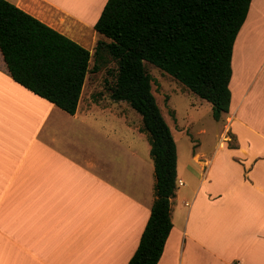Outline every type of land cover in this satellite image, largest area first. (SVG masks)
Masks as SVG:
<instances>
[{
	"label": "crops",
	"instance_id": "0c3cea01",
	"mask_svg": "<svg viewBox=\"0 0 264 264\" xmlns=\"http://www.w3.org/2000/svg\"><path fill=\"white\" fill-rule=\"evenodd\" d=\"M6 1L92 53L107 0ZM254 14L264 19L262 1L251 0ZM244 79L237 92L234 75L223 115L235 145L192 153L195 184L176 161L157 264H264V57ZM90 97L83 87L69 115L15 83L0 53V264H127L134 254L154 199L152 160L129 146L135 139L114 142L94 112L116 103Z\"/></svg>",
	"mask_w": 264,
	"mask_h": 264
},
{
	"label": "trees",
	"instance_id": "16d2710c",
	"mask_svg": "<svg viewBox=\"0 0 264 264\" xmlns=\"http://www.w3.org/2000/svg\"><path fill=\"white\" fill-rule=\"evenodd\" d=\"M251 0H107L93 25L92 53L6 0H0V53L10 78L73 115L91 57L116 63L112 102L140 117L154 168L153 202L127 264H157L172 228L176 146L152 93L144 62L212 105L218 121L229 111L233 44ZM96 70V67L93 68Z\"/></svg>",
	"mask_w": 264,
	"mask_h": 264
},
{
	"label": "rangeland",
	"instance_id": "374dc122",
	"mask_svg": "<svg viewBox=\"0 0 264 264\" xmlns=\"http://www.w3.org/2000/svg\"><path fill=\"white\" fill-rule=\"evenodd\" d=\"M260 1L264 3V0H255V4ZM259 17L260 14L247 17L234 42L231 59L232 73L229 82L230 108L234 95V75L235 79L237 77L239 81L237 91L239 92L243 81L241 79L246 78L244 80H247L264 57V33H260L254 28L255 25L264 23L263 18L261 21H257ZM94 67L96 70H93ZM144 67L152 78V93L175 142L179 176L186 184H195L197 177L192 170L194 163L191 162V154L202 152L210 157L216 151V144L227 142L228 146L232 148L235 145L234 138L224 126L223 116L218 121L212 118L210 103L198 98L148 62H144ZM116 69V63L107 56L98 61L91 57L89 72L83 86L85 102L91 99V97L88 98L89 95L92 98H101L102 96L109 98L108 87L115 81ZM113 103H116L111 108L114 110L113 112L107 111L104 114H99L95 111V120L106 123L107 130L113 135L114 142H117L116 139L120 136H126L130 141L135 139L136 144L129 143V146L138 147L139 153L143 152L145 158H149L151 161L147 135L141 131V117L126 102ZM134 127H138V132L143 136H140ZM98 132L102 134L100 130ZM151 163L153 165V162ZM146 181L150 182L148 178ZM177 188L181 187L177 186Z\"/></svg>",
	"mask_w": 264,
	"mask_h": 264
}]
</instances>
